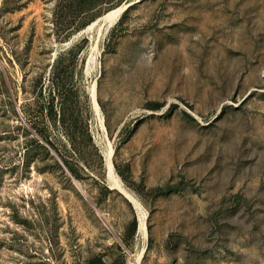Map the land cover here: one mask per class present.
Wrapping results in <instances>:
<instances>
[{
  "label": "rangeland",
  "instance_id": "obj_1",
  "mask_svg": "<svg viewBox=\"0 0 264 264\" xmlns=\"http://www.w3.org/2000/svg\"><path fill=\"white\" fill-rule=\"evenodd\" d=\"M83 3L0 0V264H264V0Z\"/></svg>",
  "mask_w": 264,
  "mask_h": 264
},
{
  "label": "bare ground",
  "instance_id": "obj_2",
  "mask_svg": "<svg viewBox=\"0 0 264 264\" xmlns=\"http://www.w3.org/2000/svg\"><path fill=\"white\" fill-rule=\"evenodd\" d=\"M124 9H125V5L121 6V7H118V8H115V9L109 11L108 13H106L104 15V17H103V23H104L103 27H104L105 31L108 30L117 21L119 16L121 14H123ZM100 35H102V31H101ZM106 149H107L105 151L106 166H107V170H108V175L111 178V180L113 181L114 186L117 187L134 204L138 205V203L135 200V198L122 186V184H121L122 182L119 181L120 179L117 177V175L115 173V169H114V165H113L114 149L111 146V144ZM139 232L143 236H146V234H147V216H146V214H142L141 217H140ZM140 263H141V254H140V256L134 257L132 259V262H131V264H140Z\"/></svg>",
  "mask_w": 264,
  "mask_h": 264
},
{
  "label": "trees",
  "instance_id": "obj_3",
  "mask_svg": "<svg viewBox=\"0 0 264 264\" xmlns=\"http://www.w3.org/2000/svg\"><path fill=\"white\" fill-rule=\"evenodd\" d=\"M82 3H83V1H84V5L87 3V2H91V1H93V0H80ZM109 2H113L114 0H108ZM120 1V0H119ZM129 9V8H128ZM127 9V10H128ZM68 165V164H67ZM69 168H70V166H68ZM70 170H71V172L73 173V174H75V172H74V169H72V168H70ZM135 228H136V222H135ZM99 262H100V264H104L103 263V261L102 260H99Z\"/></svg>",
  "mask_w": 264,
  "mask_h": 264
},
{
  "label": "water",
  "instance_id": "obj_4",
  "mask_svg": "<svg viewBox=\"0 0 264 264\" xmlns=\"http://www.w3.org/2000/svg\"><path fill=\"white\" fill-rule=\"evenodd\" d=\"M133 4H127L125 6V9L123 12H125L129 7H131ZM68 173L72 176L71 172L67 169ZM73 180L75 181V183L81 188L80 184L77 182V180L72 176Z\"/></svg>",
  "mask_w": 264,
  "mask_h": 264
}]
</instances>
